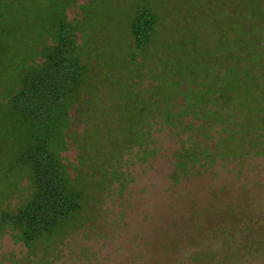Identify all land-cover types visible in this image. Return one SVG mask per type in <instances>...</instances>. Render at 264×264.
<instances>
[{
    "label": "rangeland",
    "instance_id": "374dc122",
    "mask_svg": "<svg viewBox=\"0 0 264 264\" xmlns=\"http://www.w3.org/2000/svg\"><path fill=\"white\" fill-rule=\"evenodd\" d=\"M138 10L159 16L150 60L140 65L144 70L131 75L111 64L102 70L86 110L76 104L70 113L68 145L60 155L74 180L89 173L80 177L90 181L82 210L62 234L31 248L18 231L5 230L0 264H264V151L254 147L225 159L217 151L229 135L223 123L209 126L208 139L200 133L201 119L185 117L182 129L156 123L153 131L144 119L173 111L190 92L203 107L205 92L221 88L206 85L205 66L218 73L223 59L264 40V0H0V24L12 30L15 40L9 43L20 50L29 40L51 38L52 27L62 20L77 28L79 43L105 42L109 48L101 57L123 64ZM26 24L30 31L13 32ZM13 95L0 85V102ZM6 123L7 118L0 121V217L17 211L32 190L23 178L4 198L13 186L6 174L13 152L23 144L20 134L7 135ZM85 135L96 146L91 162H83ZM143 136L149 138L147 148L127 149L123 158V146L134 147ZM199 141L216 158L205 156L188 176H176L178 152ZM111 143L119 151L98 161L99 146Z\"/></svg>",
    "mask_w": 264,
    "mask_h": 264
},
{
    "label": "trees",
    "instance_id": "16d2710c",
    "mask_svg": "<svg viewBox=\"0 0 264 264\" xmlns=\"http://www.w3.org/2000/svg\"><path fill=\"white\" fill-rule=\"evenodd\" d=\"M158 23L159 16L154 11H137L128 42L130 55L123 64L122 59L114 63L110 55L101 57L106 55L109 48L105 42L94 40L88 47L85 41L79 43L75 37L77 28L62 20L52 27L51 38L40 43L29 40L20 50L9 43L15 40L10 38L12 30L0 24V85L5 86L8 96L14 92L6 103L3 100L0 102V105H4L0 108V121L7 118L6 125L10 124L7 135L10 134L12 138L20 134L23 143L13 152L11 167L6 173L13 186L4 198L15 193L23 178H28L32 186L30 197L17 211L2 212L0 234L7 229L18 231L21 242L31 248L39 241H49L56 234H62V227L82 210L85 191L89 186L86 183L90 181L80 177L89 173L81 172L74 180L60 155L68 145L71 110L76 104L86 110V104L97 95L95 88L98 87L102 70L111 64L118 67L117 71L121 73L122 69L131 75L143 71L140 65L150 60V44ZM30 29L26 24L17 26L13 32H27ZM252 47L239 50V54L232 59H223L218 73L211 72L210 65L205 66L206 85L217 84L221 88L205 92L203 99L206 103L203 107L195 92L185 94L181 97L183 102L180 98L179 102L176 101L179 105L174 106L173 111L154 112L144 118L150 130L153 131L156 123L182 129L183 119L191 116L203 121L200 133L208 136V139L211 136L207 133L213 124L225 125L224 129L229 135L217 147L225 159L242 157L254 147H259L260 153L264 151V56L260 55L264 51V40L257 41ZM6 52L13 54L12 58ZM38 59H41L40 63H37ZM205 123L210 125L205 127ZM85 139L82 148L87 158L83 162H88L92 160L91 153L96 151V146L86 135ZM148 143L149 138L143 136L134 147L124 145L123 158L126 156L125 150L135 147H138L135 150L145 149ZM113 149L118 150L112 143L107 144L106 148L100 145L98 161L114 156ZM135 150L124 160V164L128 165ZM205 156L213 161L216 158V154L203 147L200 141L190 149L179 151L176 176H188L191 166ZM16 178L18 180L13 182ZM127 180L122 179V188ZM77 182L82 184L81 188Z\"/></svg>",
    "mask_w": 264,
    "mask_h": 264
}]
</instances>
